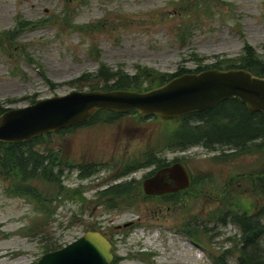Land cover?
<instances>
[{"label":"rangeland","instance_id":"rangeland-1","mask_svg":"<svg viewBox=\"0 0 264 264\" xmlns=\"http://www.w3.org/2000/svg\"><path fill=\"white\" fill-rule=\"evenodd\" d=\"M171 1L0 0V31L14 28L18 19L41 20L52 15L64 18L66 6L71 9L70 21L74 25H89L106 17L113 25L90 34L59 23L22 31L18 42L26 48L27 56L20 58L15 52L17 56L11 57L0 49V103L12 108L31 104L33 98L66 94L78 89L73 81L86 74H98L102 64L131 76L145 67L172 75L181 69L194 70L217 62L223 67L238 64L226 59L239 57L245 43L260 55L264 53V0H225L235 11L231 13L227 5L221 8L223 19L200 13L187 20L189 29L184 32L183 21L174 16L175 5ZM83 84L84 89H90L86 80ZM180 123L174 119L160 124L164 140L168 131ZM82 132L79 129L74 134V149L81 142ZM61 144L60 133H52L37 148ZM192 150L188 148L180 156L188 162ZM258 164L262 170L264 145L254 153H245V171ZM11 184L0 178V264H34L47 246L59 249L93 230L98 221H102L99 229L109 233L117 225L133 222L115 234L116 253L120 256L117 264H216L214 257L236 248L242 238L239 227H196L200 224L189 223L183 208L165 207L163 213H158L143 201L136 207L102 212L96 211L94 204L81 207L78 200H63L52 216L39 210L30 197L11 194ZM30 184L49 201L57 199L53 184ZM253 204L256 199L245 193V207ZM257 208L261 211L260 204ZM261 221L264 222V214ZM183 229L199 233L200 238H189ZM225 259L227 264H237L236 255Z\"/></svg>","mask_w":264,"mask_h":264},{"label":"flooded vegetation","instance_id":"flooded-vegetation-1","mask_svg":"<svg viewBox=\"0 0 264 264\" xmlns=\"http://www.w3.org/2000/svg\"><path fill=\"white\" fill-rule=\"evenodd\" d=\"M212 115L210 121L218 126L208 124L211 136L206 134L189 147L194 150L187 162L180 156L186 150H182L178 143L164 140L160 124L165 120L160 116L141 114L136 109L98 110L90 119L62 129V144L53 148L60 151L64 165V190L69 193L74 188L81 193L82 198L78 199L81 207L94 204L95 210L102 212L136 207L140 201L149 203L158 213H163L165 207L168 210L172 206L175 209L183 208L188 213L189 223L200 224L196 227L205 229L241 228L246 211L250 213L249 216L253 215L255 221H259V204L264 210V199L260 192L261 168L258 164L245 171L244 157L245 153L261 150L264 138H250L247 142L249 149L246 150L242 125L237 128V136L216 135L214 133L219 132V128L226 132L233 130L235 122H229L224 129V114L217 111ZM207 117L192 118V124L196 127L206 125ZM79 129H83L81 142L74 149L77 144V141H73L74 134ZM206 137L210 143H207ZM176 163H183L188 170V188L161 193L146 191V181ZM245 193L256 199L257 206L245 207ZM87 195L94 198L88 199ZM64 201L69 203L74 200L65 198ZM101 223L96 222L94 228L101 231L112 244L114 260L111 264H117L120 256L116 253L115 234L133 222L115 226L112 233L99 229Z\"/></svg>","mask_w":264,"mask_h":264},{"label":"trees","instance_id":"trees-1","mask_svg":"<svg viewBox=\"0 0 264 264\" xmlns=\"http://www.w3.org/2000/svg\"><path fill=\"white\" fill-rule=\"evenodd\" d=\"M71 1L73 0H66L67 3ZM171 3L175 5V11L173 12L174 16L181 18L183 21L181 28L183 32L189 29V22H187V20H191V18L198 16L200 13H208L210 17L218 16L223 19L225 16L220 12L221 8L227 5L230 7L231 13L235 11L234 6L225 0H173ZM65 12L64 18L52 15L41 20L18 19L14 28L0 31V49L11 57L17 56L14 55L15 52H19V57L20 55L27 56L28 53L26 48L24 46H19L18 39L22 31L29 28H38L44 25H57L59 23V25L64 26L65 28H79L90 34L92 32L107 30L108 27L113 26L109 24L107 17L89 25H74L70 21L71 9L68 6H66ZM183 32L182 35H184ZM226 61L229 63L238 62V64L223 67L220 62H217L213 65L200 66V68L194 70L181 69L179 73L172 75L161 73L153 68L145 67L139 68L137 74L133 76L120 70H110V68L102 64L98 74L83 75L73 81L72 84L76 85L78 89L83 90L85 88L83 80H86L90 89H133L146 91L163 85L176 75H181L187 72H199L209 68H245L258 76H264V53L260 55L249 43H245L243 53L239 57L227 58ZM36 101L37 99L33 98L31 103ZM7 109L8 107H4L0 103V114ZM217 111L224 114V129L229 122H235V128L233 130H227V132L219 128V132L214 134H219L220 136L229 135V137L237 136L239 132L237 128L239 125H242L246 150L249 149L247 142L250 138H264V113H250L244 102L240 99L231 97L212 109L204 112H192L181 118L175 119V121H180L181 123L168 131V138L166 141L178 143L182 150H187L197 139L206 134L209 135L208 124L211 126H218L217 123H212L209 119L210 116H213L212 113H216ZM228 115H230L229 118H227ZM204 116H208L206 118V125L202 124L201 126L196 127L192 124V118L196 117L197 119ZM56 132L61 133V130ZM50 134L52 133L49 132L22 143L0 141V178L9 180L12 183L8 189L11 194L30 197L35 201L39 210L44 213L50 212L53 216L54 213L57 212L59 208L58 206L61 205V202L65 200V198L78 200L79 198H82V196L81 193L74 190V188L71 189L69 193L64 190V165L62 164L60 151H56L53 148H45L43 150L37 148L39 144L44 143L45 138L50 136ZM206 140H208L207 143H210L208 137H206ZM218 141L222 142L221 139ZM260 174V192L261 197L264 199V168H262ZM33 181H43L53 184L55 186L54 196L57 199L49 201L48 198H45L42 195L41 191L36 186H31L30 183ZM54 201H57V204H54ZM49 205L51 208H49ZM263 211L264 210H261L259 212V221H255L253 215L249 216L248 214L250 213L248 211L245 212V217L240 223V229L242 231L241 241L237 242L236 248L223 252L220 257H214L216 264H227L225 258L234 255H236L237 264H264V222L261 221L264 214ZM93 230L96 229L93 227ZM182 231L187 233L195 241H198L197 239L200 238V235L197 232L194 233L187 229H183ZM229 239L236 242V239L234 240L232 237ZM55 248L56 247L47 246L46 252L53 251Z\"/></svg>","mask_w":264,"mask_h":264},{"label":"water","instance_id":"water-1","mask_svg":"<svg viewBox=\"0 0 264 264\" xmlns=\"http://www.w3.org/2000/svg\"><path fill=\"white\" fill-rule=\"evenodd\" d=\"M231 97L244 102L251 113H264V76L245 68H209L175 76L146 91L74 89L28 105L8 108L0 114V141H30L84 122L100 109H136L141 114H155L169 121L212 109ZM189 186L190 175L183 163L165 168L145 182V189L150 193ZM113 260L108 238L99 230H88L67 245L45 252L35 264H111Z\"/></svg>","mask_w":264,"mask_h":264}]
</instances>
